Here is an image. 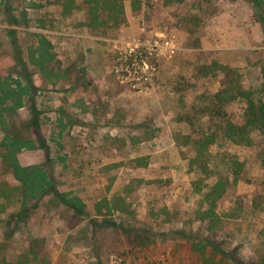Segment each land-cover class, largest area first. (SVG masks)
Wrapping results in <instances>:
<instances>
[{"label":"rangeland","instance_id":"obj_1","mask_svg":"<svg viewBox=\"0 0 264 264\" xmlns=\"http://www.w3.org/2000/svg\"><path fill=\"white\" fill-rule=\"evenodd\" d=\"M76 4L0 0V264H264V0Z\"/></svg>","mask_w":264,"mask_h":264},{"label":"trees","instance_id":"obj_2","mask_svg":"<svg viewBox=\"0 0 264 264\" xmlns=\"http://www.w3.org/2000/svg\"><path fill=\"white\" fill-rule=\"evenodd\" d=\"M61 1L63 11L66 15H70L75 10L79 9L76 0ZM122 1L124 0H83V3L88 9L91 19L94 20L95 23H99L101 13H107L109 15L116 14V16L122 13ZM238 93L245 101L244 123L242 125H236L232 122H226L221 129L224 135L233 143L238 145H249L252 142V133L256 131L264 133V102L259 99H254L251 92L239 90ZM228 183L229 180L219 178L212 186L211 190L206 194L205 200L209 204V208L206 210L208 215L211 216L214 213V209L218 206L219 200L226 192ZM13 195V188L6 184V182L0 181V200L2 201L0 203V212L6 209V202ZM113 205H115L113 200H103L102 203L99 202L96 204V211L100 213L103 208L111 210ZM196 247L199 248L200 245L198 244ZM16 264H25V261L20 259Z\"/></svg>","mask_w":264,"mask_h":264}]
</instances>
